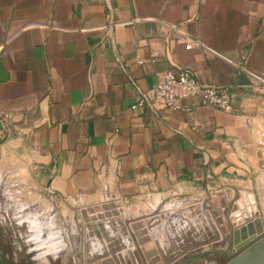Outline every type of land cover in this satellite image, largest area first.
<instances>
[{"label":"crops","instance_id":"0c3cea01","mask_svg":"<svg viewBox=\"0 0 264 264\" xmlns=\"http://www.w3.org/2000/svg\"><path fill=\"white\" fill-rule=\"evenodd\" d=\"M171 25L212 51L186 48ZM177 67L235 87L234 110L195 97L166 107L153 89ZM243 69L264 76V0H0V180L136 218L192 203L216 231L209 199L261 212L264 89L241 85ZM140 92L151 104L134 110ZM171 225L157 243L179 257Z\"/></svg>","mask_w":264,"mask_h":264},{"label":"rangeland","instance_id":"374dc122","mask_svg":"<svg viewBox=\"0 0 264 264\" xmlns=\"http://www.w3.org/2000/svg\"><path fill=\"white\" fill-rule=\"evenodd\" d=\"M23 183L0 180V251L9 257L10 264H156L159 260L183 264L207 249L224 253L190 264H224L238 252L234 244L221 239L217 233L220 228L216 231L208 220L209 212L192 203L165 202L148 216L136 218L124 206L113 203L107 209L57 205ZM261 213L264 215V210ZM190 218L203 225L200 233ZM169 223L174 238L180 232L183 237L178 239L183 241L185 253L179 257L170 252V242L157 243L162 242L160 225Z\"/></svg>","mask_w":264,"mask_h":264},{"label":"built area","instance_id":"2783aa9c","mask_svg":"<svg viewBox=\"0 0 264 264\" xmlns=\"http://www.w3.org/2000/svg\"><path fill=\"white\" fill-rule=\"evenodd\" d=\"M172 29L179 32L180 38L185 42L186 48L201 47L212 51L200 39L191 34L182 31L178 26L171 25ZM247 73L252 88L256 90L264 89V76L249 70ZM153 95L162 101L166 107L172 110L183 108L182 100L188 97H195L206 106L215 107L226 112H232L235 108L237 91L233 86H224L221 84H210L197 78L195 73L188 68L177 67L174 70L166 72L153 89ZM151 100L146 93L140 92L135 103L132 105L134 110L140 109ZM9 115L0 112V126Z\"/></svg>","mask_w":264,"mask_h":264},{"label":"water","instance_id":"95a60500","mask_svg":"<svg viewBox=\"0 0 264 264\" xmlns=\"http://www.w3.org/2000/svg\"><path fill=\"white\" fill-rule=\"evenodd\" d=\"M239 81L241 85L251 84L244 71L241 72ZM207 204L221 232L230 237V244H234L235 251H238L224 264H264V219L260 215L261 212L255 210L248 213L237 208L232 211L230 209L229 212V203L225 197L209 199ZM103 231L110 239L108 233L104 229ZM147 256H150V253H147ZM0 258L2 264H7L2 252H0Z\"/></svg>","mask_w":264,"mask_h":264},{"label":"flooded vegetation","instance_id":"af4514ba","mask_svg":"<svg viewBox=\"0 0 264 264\" xmlns=\"http://www.w3.org/2000/svg\"><path fill=\"white\" fill-rule=\"evenodd\" d=\"M207 250H209V251L206 252ZM207 250H204L202 252V254H200L197 257L196 256H193V257L188 258V260L185 261L183 264H190L192 262L198 261L199 259H202L205 256L213 255V257H215L216 255L218 256V255H222L224 253L223 251L218 250V249H207ZM0 252H2V251H0ZM2 253H3V256H4L5 260H6V263L7 264H10L9 257L4 252H2ZM225 253H226V255H228L227 254L228 253L227 251ZM196 258H198V259H196ZM0 260H1V258H0ZM1 264H2V261H1Z\"/></svg>","mask_w":264,"mask_h":264}]
</instances>
